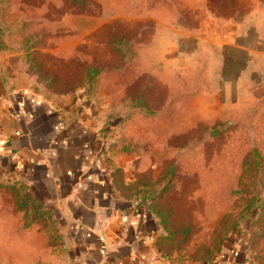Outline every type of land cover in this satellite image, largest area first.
Segmentation results:
<instances>
[{
  "label": "rangeland",
  "instance_id": "obj_1",
  "mask_svg": "<svg viewBox=\"0 0 264 264\" xmlns=\"http://www.w3.org/2000/svg\"><path fill=\"white\" fill-rule=\"evenodd\" d=\"M233 34L246 56L227 46ZM221 51L235 57L228 76L251 57L248 101L231 110ZM29 98L69 113L74 138L120 155L127 175L125 152H155L153 182L124 184L112 167L113 182L158 201L175 264L210 262L246 230L264 237V0H0V149ZM1 160L0 264H62L57 204Z\"/></svg>",
  "mask_w": 264,
  "mask_h": 264
},
{
  "label": "crops",
  "instance_id": "obj_2",
  "mask_svg": "<svg viewBox=\"0 0 264 264\" xmlns=\"http://www.w3.org/2000/svg\"><path fill=\"white\" fill-rule=\"evenodd\" d=\"M238 37L240 34H233L227 46L233 54L246 56L248 50L240 45ZM226 57L221 51L218 77L223 88L219 105L231 110L248 101L244 96L249 93L244 86L251 83L247 78L251 57L237 72L234 68L229 76L226 63H234L235 57L230 62ZM204 68L203 79L210 80L208 66ZM210 93L194 89L191 94ZM25 102L29 108L20 114L21 118L11 120L0 159L16 162L23 175L17 179L28 184L32 191L35 187L40 190L47 203L57 204L67 242L62 264H174L171 255L162 254L155 243L157 237L167 233L157 212L160 207L154 205L151 196L140 198L125 193L113 182L112 167L124 173V184L143 175L153 182L162 172L161 166L158 169L155 152H125L130 160L127 175L120 155H111L103 146L91 152L87 147L91 140L79 142L74 138L71 132L75 124L69 113L62 114L55 106L32 98ZM214 118L221 119L220 116ZM211 119L203 125L212 126ZM141 159L146 163L141 165ZM233 242L228 247L224 242L214 260L201 264H264V237L252 240L251 230H246Z\"/></svg>",
  "mask_w": 264,
  "mask_h": 264
},
{
  "label": "trees",
  "instance_id": "obj_3",
  "mask_svg": "<svg viewBox=\"0 0 264 264\" xmlns=\"http://www.w3.org/2000/svg\"><path fill=\"white\" fill-rule=\"evenodd\" d=\"M115 43L117 44V41H115ZM97 72H98V70H96V69H94V68H88L87 69V76H88V78H92V76H95L96 74H97ZM252 153H253V155L254 156H257L258 155V153H257V150H256V148H253L252 150ZM151 200L152 201H154L153 203H154V205L155 206H159L158 205V201L156 200H154V198H151ZM247 207H251L250 206V204H247ZM49 209V208H48ZM50 210V209H49ZM159 211H157L158 212V214L160 215V217H161V210L160 209H158ZM42 216H43V214H42ZM240 216V214L239 215H237L236 216V218L237 217H239ZM263 219H264V216L262 217ZM57 219V218H56ZM161 221L162 222H165L164 221V219H162V217H161ZM254 221V220H253ZM185 232L187 231L186 229L184 230ZM174 236V233L172 232V231H170V232H167L165 235H163V236H159V237H157V239H156V245H157V247H158V249H160V251H161V253L162 254H164V255H166V252H164L163 251V248H165V249H170L171 248V246H169L168 244H170L171 245V242H170V239L172 238ZM253 234L251 233V237H252V240H254L255 238H253ZM166 247H168V248H166ZM218 250H219V245L217 246V248H216V251L218 252ZM172 261H173V263L175 264L177 261H176V258L174 259H172Z\"/></svg>",
  "mask_w": 264,
  "mask_h": 264
}]
</instances>
